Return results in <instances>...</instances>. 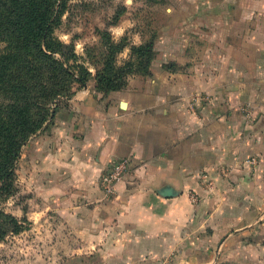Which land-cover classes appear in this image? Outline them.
Returning a JSON list of instances; mask_svg holds the SVG:
<instances>
[{
    "label": "crops",
    "instance_id": "obj_1",
    "mask_svg": "<svg viewBox=\"0 0 264 264\" xmlns=\"http://www.w3.org/2000/svg\"><path fill=\"white\" fill-rule=\"evenodd\" d=\"M152 1L165 21L150 73L109 93L85 84L26 142L29 220L74 256L245 257L237 241L264 224V0Z\"/></svg>",
    "mask_w": 264,
    "mask_h": 264
},
{
    "label": "trees",
    "instance_id": "obj_2",
    "mask_svg": "<svg viewBox=\"0 0 264 264\" xmlns=\"http://www.w3.org/2000/svg\"><path fill=\"white\" fill-rule=\"evenodd\" d=\"M66 1L0 0V190L12 189L19 150L48 122L52 106L56 110L59 102L73 96L75 82L88 80L83 64H67L52 55H62L63 43L51 33ZM104 35L107 53L95 75L97 91L121 90L128 75L150 73L152 41L130 45L129 59L117 65L116 53L127 44ZM23 227L14 215L0 212V239L7 230L18 232Z\"/></svg>",
    "mask_w": 264,
    "mask_h": 264
},
{
    "label": "rangeland",
    "instance_id": "obj_3",
    "mask_svg": "<svg viewBox=\"0 0 264 264\" xmlns=\"http://www.w3.org/2000/svg\"><path fill=\"white\" fill-rule=\"evenodd\" d=\"M157 3L158 1L153 2L152 0L66 1L64 10L59 16L60 20L54 25L51 33L52 36H55L63 43L62 55L60 53H52V55L58 60H67V64L81 63L87 67L89 71L88 80L84 84L75 82L72 85L74 93L87 83L93 84V88H95L96 72L102 67L104 55L107 53L104 45L105 32L110 35L112 41L119 42L122 40L127 44L124 49L116 53L117 65H122L129 59L131 55L130 45H137L147 41H152L154 46L152 65L159 52L155 48L159 36L157 28L165 21V17L160 13L162 6L155 5ZM123 21H129L130 24L128 29L126 28L121 34H118L115 29ZM185 23L186 21L183 22V25ZM170 40L171 42L176 40L174 35L170 36ZM74 69L76 71L77 67H74ZM131 75H128V77ZM65 100L67 99H63V101ZM52 107L48 122L33 133L30 138L42 130L45 125L49 124L55 113V106L53 105ZM26 142L21 146L14 162L12 189L10 191L0 190V212L14 215L24 227L18 232L7 230L3 238L0 239V264H140L139 259L134 258L109 259L104 257L102 251L98 250V248L91 254H87L86 250H83L84 252L79 256L71 255L66 251L64 245L62 246V244L55 241L54 236L42 235L35 228L36 225L31 224L29 220L31 208L37 210V207L32 206L30 203L32 195L28 187V176L34 168L27 165L28 154L24 150ZM37 212H39V209ZM45 216H48L47 213H45ZM51 217L53 218L54 214ZM226 228L229 229L231 226ZM42 229L43 227H40L41 231ZM210 234L211 229L209 226ZM238 242L247 246V250L244 252L247 256L239 258L230 255L214 259L206 257L202 259V263L264 264V224H256L254 229L252 227L251 234L243 236ZM72 244L67 243V246L71 247ZM74 245L79 246L81 249L83 245L85 249H88V244L86 243L80 242ZM231 250L233 251V249ZM232 254L234 253L232 252ZM127 260L129 262L125 263ZM198 260V258H186L182 263H176L193 264L199 263ZM169 261L174 263L176 259L175 261L173 259Z\"/></svg>",
    "mask_w": 264,
    "mask_h": 264
},
{
    "label": "built area",
    "instance_id": "obj_4",
    "mask_svg": "<svg viewBox=\"0 0 264 264\" xmlns=\"http://www.w3.org/2000/svg\"><path fill=\"white\" fill-rule=\"evenodd\" d=\"M127 163L128 159L115 160L106 168L105 176L102 179L107 182V189H110L113 183L120 179V174L126 168Z\"/></svg>",
    "mask_w": 264,
    "mask_h": 264
},
{
    "label": "water",
    "instance_id": "obj_5",
    "mask_svg": "<svg viewBox=\"0 0 264 264\" xmlns=\"http://www.w3.org/2000/svg\"><path fill=\"white\" fill-rule=\"evenodd\" d=\"M157 191L162 196H173L179 193V190L173 187L170 184H164L161 187L157 188Z\"/></svg>",
    "mask_w": 264,
    "mask_h": 264
}]
</instances>
